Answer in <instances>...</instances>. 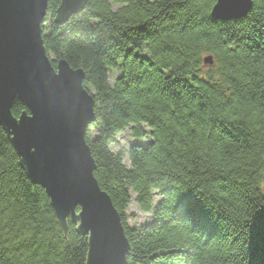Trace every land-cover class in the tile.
I'll use <instances>...</instances> for the list:
<instances>
[{
	"label": "trees",
	"instance_id": "trees-1",
	"mask_svg": "<svg viewBox=\"0 0 264 264\" xmlns=\"http://www.w3.org/2000/svg\"><path fill=\"white\" fill-rule=\"evenodd\" d=\"M252 2L221 20L215 0H86L57 23L60 0H48L44 48L53 66L83 70L94 100L85 140L127 264H264V0ZM23 111L15 100L13 115ZM124 129L148 138L128 166L111 150ZM132 200L150 214L138 227L124 215ZM66 222L0 125V264H86L88 236Z\"/></svg>",
	"mask_w": 264,
	"mask_h": 264
},
{
	"label": "water",
	"instance_id": "water-1",
	"mask_svg": "<svg viewBox=\"0 0 264 264\" xmlns=\"http://www.w3.org/2000/svg\"><path fill=\"white\" fill-rule=\"evenodd\" d=\"M85 3L60 0L54 20L66 21ZM47 5L48 0H0V125L28 178L44 189L62 229L70 218L88 236L86 264H127L121 217L93 175L85 140L94 100L83 87L82 69L63 59L53 66L46 53L41 25ZM252 5V0H215L210 14L239 19ZM204 63H212L211 56ZM15 100L27 109L18 117L12 113Z\"/></svg>",
	"mask_w": 264,
	"mask_h": 264
},
{
	"label": "rangeland",
	"instance_id": "rangeland-1",
	"mask_svg": "<svg viewBox=\"0 0 264 264\" xmlns=\"http://www.w3.org/2000/svg\"><path fill=\"white\" fill-rule=\"evenodd\" d=\"M210 55H205L204 58L208 57ZM50 59H52L50 57ZM213 63H205L203 64L205 70H210ZM116 76L115 70H109V82L112 83L113 79ZM148 141V138L143 139H137L133 137L130 133L129 129H124L123 131L119 132L116 136V142L111 145V150L114 153H119L122 156L123 163L128 166V151L131 146L137 143L145 144ZM126 217V222L131 227H138L147 221L150 220V214H146L139 210V208L136 206L134 201L132 200L128 209L124 213Z\"/></svg>",
	"mask_w": 264,
	"mask_h": 264
}]
</instances>
